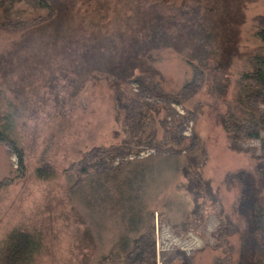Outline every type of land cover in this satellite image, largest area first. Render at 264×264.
<instances>
[{
  "label": "rangeland",
  "instance_id": "obj_1",
  "mask_svg": "<svg viewBox=\"0 0 264 264\" xmlns=\"http://www.w3.org/2000/svg\"><path fill=\"white\" fill-rule=\"evenodd\" d=\"M9 2L0 0V101L21 116L24 161L0 139V239L18 225L37 232L33 264H236L231 175L264 161V112L261 125H238L244 153L230 150L216 115L250 69L264 0ZM135 45L134 67L118 80ZM252 82L248 104L264 111V85ZM117 89L138 96L122 115ZM202 148L214 195L195 212L171 157ZM43 160L54 169L47 179L33 172Z\"/></svg>",
  "mask_w": 264,
  "mask_h": 264
},
{
  "label": "trees",
  "instance_id": "obj_2",
  "mask_svg": "<svg viewBox=\"0 0 264 264\" xmlns=\"http://www.w3.org/2000/svg\"><path fill=\"white\" fill-rule=\"evenodd\" d=\"M14 1L10 0L9 7H11ZM37 2H40V0H37ZM44 5L50 6L51 4L47 2ZM158 23L160 26V20ZM53 27L52 38L57 35L56 26ZM253 34L256 44L249 57L250 69L242 71L239 74L233 88L230 102L225 105L224 111L218 112L216 115V120L226 135L230 150L235 152H243V148L238 142V125L240 124L241 126V123H247L253 126L261 125L258 121L257 114L264 112L260 108L252 107L247 101L248 96L256 91L253 90L255 89L253 86L256 85L253 84L252 79L255 80V83L258 82L260 85H264V16L256 22ZM98 39L100 40V44L104 45L106 43V37L104 35H99ZM117 49L116 45L109 47V50L114 51V53H117ZM137 49V45H135L131 48L130 54H127L128 64L125 66L127 70L113 73V76L118 78V80L126 79L129 71L134 67L133 56L137 53ZM149 49L148 52L151 51ZM199 51L201 50L199 49ZM102 56L103 59L101 57V62L107 63L104 52ZM96 61L98 63V60ZM109 62H111V58ZM105 66V64H102L97 69L107 71ZM142 73L145 77H152V80L159 87V92L164 90L162 87L164 80L161 77L157 78L155 75L156 72L147 71ZM131 94L132 92L130 93V90L127 93L118 89L115 91V103L117 110L121 111V115L127 113L132 99H138V96H135V94L132 96ZM165 94L177 95L176 92H165ZM125 97H127V100L124 99ZM172 98L174 99V96ZM6 102L0 101V139L11 142L20 161L23 162L24 150L20 144L17 132L18 119L21 116L18 114L15 103L12 100ZM3 103L6 104L3 106ZM142 104L146 109H152L150 108L153 106L152 104L144 101ZM157 106V109H153L155 115L164 109L161 105ZM157 121L160 128L164 129V117L161 119L158 118ZM171 158L176 161L177 167L174 168L175 171L180 172L185 179V184L183 185L184 190L191 195L194 205L193 209L197 212L199 203L208 198V195L214 193L211 181L202 172L203 165L206 162L204 149L202 148L200 153L196 152ZM81 169H83L82 166L80 167ZM53 171L54 169L51 165L44 160L33 170L35 177L39 179L52 177ZM231 177L238 187V194L233 208L235 219L240 224L236 264H260L261 259L259 256L263 250L264 243V161L261 162L259 157H255L253 167L237 168ZM84 187L86 186L84 185ZM153 199L154 197L151 202H154L155 199ZM152 205L148 208L147 212L150 216L152 215L154 217V213L158 210L156 206L153 208ZM40 246L41 241L39 240L37 232L24 226H14L4 235V238L0 239V264H33L35 253L40 249ZM112 256V253L108 251L106 257L101 259L109 263L108 260Z\"/></svg>",
  "mask_w": 264,
  "mask_h": 264
}]
</instances>
